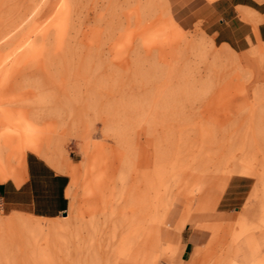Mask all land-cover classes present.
Masks as SVG:
<instances>
[{
    "label": "rangeland",
    "instance_id": "rangeland-1",
    "mask_svg": "<svg viewBox=\"0 0 264 264\" xmlns=\"http://www.w3.org/2000/svg\"><path fill=\"white\" fill-rule=\"evenodd\" d=\"M184 1L0 0V133L73 167L58 217L0 210V264H264V41Z\"/></svg>",
    "mask_w": 264,
    "mask_h": 264
},
{
    "label": "crops",
    "instance_id": "crops-1",
    "mask_svg": "<svg viewBox=\"0 0 264 264\" xmlns=\"http://www.w3.org/2000/svg\"><path fill=\"white\" fill-rule=\"evenodd\" d=\"M186 23H203L215 27V37L229 46L247 47L264 41V0H185ZM13 128V127H12ZM0 133V210L43 218H55L69 206L70 176L65 169L73 167L58 163L38 145L34 128L25 134L21 126L16 134ZM14 141V142H13ZM26 141V145L22 144ZM41 148L42 153L33 147ZM3 148H15L21 156L16 169L4 165ZM55 160V163L51 161ZM187 241L184 250L189 248Z\"/></svg>",
    "mask_w": 264,
    "mask_h": 264
}]
</instances>
